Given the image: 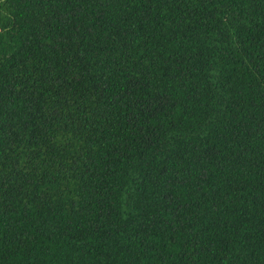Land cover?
<instances>
[{
	"label": "trees",
	"instance_id": "16d2710c",
	"mask_svg": "<svg viewBox=\"0 0 264 264\" xmlns=\"http://www.w3.org/2000/svg\"><path fill=\"white\" fill-rule=\"evenodd\" d=\"M0 264H264V0H0Z\"/></svg>",
	"mask_w": 264,
	"mask_h": 264
}]
</instances>
